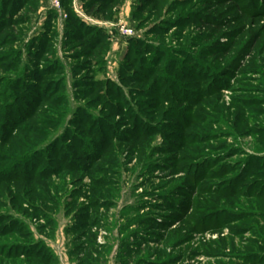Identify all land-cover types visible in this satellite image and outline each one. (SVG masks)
Returning a JSON list of instances; mask_svg holds the SVG:
<instances>
[{
    "label": "rangeland",
    "instance_id": "1",
    "mask_svg": "<svg viewBox=\"0 0 264 264\" xmlns=\"http://www.w3.org/2000/svg\"><path fill=\"white\" fill-rule=\"evenodd\" d=\"M21 1L0 0V264L91 238L99 264H264V0L67 1L91 45Z\"/></svg>",
    "mask_w": 264,
    "mask_h": 264
},
{
    "label": "trees",
    "instance_id": "2",
    "mask_svg": "<svg viewBox=\"0 0 264 264\" xmlns=\"http://www.w3.org/2000/svg\"><path fill=\"white\" fill-rule=\"evenodd\" d=\"M69 0H61V9L63 8V10H68L67 6L69 5L68 2ZM93 1V0H91ZM100 0H95V2H99ZM27 0H22L21 3L19 4L18 7H22L24 4L26 5ZM90 3L88 2L86 5L90 7ZM68 4V5H67ZM91 10V7L88 9V11ZM68 12V11H67ZM58 14L53 11V10H49L47 13V21L49 20H54L57 21ZM74 18V19H72ZM73 22V23H71ZM55 22H53L52 24H54ZM55 25V24H54ZM64 27L66 28L67 34L70 35H84L83 36V41H86L88 44H92L94 41L98 40V43L102 42V39H104L103 33L101 30L98 29H88L83 23L82 21L77 18L76 16L72 17L67 14L66 15V19L64 20ZM102 38V39H101ZM42 228L43 231V227ZM77 245V246H76ZM76 245H74L72 247V256H75V264H99V262L104 261V257L102 256V254H100L96 248H95V242L93 241V239L91 238V240H89L87 243L82 244L79 243ZM263 246H261L260 248H264V243L262 244ZM21 251L24 250L23 254H15L14 255V259L15 261H12V264H54V261L56 260V258L53 257V255L48 253L44 256H42V254H40L38 252V249H31L32 252H29V250L27 251V249L29 248H19ZM106 248H103V250H105ZM42 251V250H41ZM38 252V253H37ZM49 252V251H48ZM8 258H10V255H7ZM19 256L22 257V259L24 260L23 263L21 262H16V260L19 258ZM244 257H247L246 255ZM12 259V258H10ZM102 259V260H101ZM98 261V263H97ZM254 264H261L258 261H254ZM243 264H249V263H243Z\"/></svg>",
    "mask_w": 264,
    "mask_h": 264
},
{
    "label": "crops",
    "instance_id": "3",
    "mask_svg": "<svg viewBox=\"0 0 264 264\" xmlns=\"http://www.w3.org/2000/svg\"><path fill=\"white\" fill-rule=\"evenodd\" d=\"M49 10H51V8H49ZM70 245H69V242L65 243V240H63L61 243V246L59 245V247L56 246L54 248V250L52 249L54 251V256L56 257V259L59 261L60 264H73V263H71V260H70V257H72L71 252L73 251L72 248L69 249L71 247ZM68 246H70V247L68 248ZM74 264H75V262H74Z\"/></svg>",
    "mask_w": 264,
    "mask_h": 264
},
{
    "label": "built area",
    "instance_id": "4",
    "mask_svg": "<svg viewBox=\"0 0 264 264\" xmlns=\"http://www.w3.org/2000/svg\"><path fill=\"white\" fill-rule=\"evenodd\" d=\"M51 10L55 11L58 14L59 21L62 22V19H66V16L62 14L61 9V0H48ZM119 35L123 38H129L132 35V30L127 28L124 25L119 26Z\"/></svg>",
    "mask_w": 264,
    "mask_h": 264
}]
</instances>
